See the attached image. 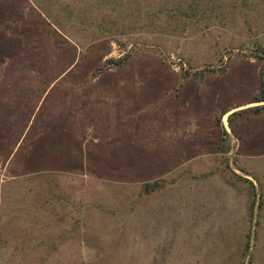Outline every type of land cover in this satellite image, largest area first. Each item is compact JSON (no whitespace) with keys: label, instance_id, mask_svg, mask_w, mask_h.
<instances>
[{"label":"rangeland","instance_id":"obj_1","mask_svg":"<svg viewBox=\"0 0 264 264\" xmlns=\"http://www.w3.org/2000/svg\"><path fill=\"white\" fill-rule=\"evenodd\" d=\"M58 1L65 36L0 0V264H264V114L227 123L264 105V0L175 34L139 29L146 0L117 43L98 33L111 4Z\"/></svg>","mask_w":264,"mask_h":264},{"label":"trees","instance_id":"obj_2","mask_svg":"<svg viewBox=\"0 0 264 264\" xmlns=\"http://www.w3.org/2000/svg\"><path fill=\"white\" fill-rule=\"evenodd\" d=\"M146 0H81L82 5H77L74 7H70L69 5H65L68 9V16L73 17L76 13L81 12L83 17L85 19L91 18L94 11H99L107 6L108 4H111L114 13H116V16L118 17H111L110 19L105 21V18H101L99 24H98V33L102 34V36L113 39L114 42H118L117 40L120 38V36H130L137 30V26H139V22L137 20L140 19V8L142 3ZM156 8L153 13L146 12L144 18H143V24L139 28L140 30H144L147 27H157L160 26L161 29H170V32L174 33L178 30L182 33L186 32H203L205 30H208L210 28V24L213 23L216 19H218L217 14L222 13L223 4L226 2V0H156ZM225 1V2H224ZM237 1H230L229 8L231 10L236 9V3ZM245 0H241L240 3L243 4ZM28 3L32 6V11L39 16L41 19V23L52 27L56 31L58 30L62 35L65 36V31L63 27H61V23L59 21H56V19L53 16L52 8L55 5L62 4L59 3L58 0H28ZM135 12L137 15L134 17L132 15V12ZM127 12H129V15L126 17H132L131 23L132 25H125L124 23H116L115 19L121 20L120 17H123ZM223 14V13H222ZM224 16V15H223ZM115 18V19H114ZM222 17L220 20H223ZM137 19V20H136ZM245 22L247 19H244ZM161 24H163L161 26ZM89 27H86L87 30L93 26L92 24L88 25ZM110 26V27H108ZM51 28V29H52ZM91 30V29H90ZM188 34V33H187ZM116 40V41H115ZM67 48L75 51L76 46L71 45L70 43H66ZM256 60L258 61H264V50H262V55H255ZM108 66H118L121 65V61L114 62V61H107L106 62ZM71 64V63H70ZM70 64L68 67H65L64 70L58 74L52 81L57 80L62 74H64L65 71H67L70 68ZM264 65L260 71L259 79L257 86L255 88V92L253 93V97L250 102V104H263L264 103ZM37 108L34 107L33 111ZM41 108H39L37 114ZM246 113H251L253 115H260L264 114V105L256 106L253 108L240 110L233 112L230 114L227 118V123L229 128L233 131L234 127L233 124L236 125L237 118H239L241 115H244ZM37 114L36 118H33V122L37 120ZM237 116L236 119L233 120V117ZM33 115H29L27 119V123L29 124L31 121V118ZM241 118V117H240ZM32 122V124H33ZM26 123V125H27ZM31 124V125H32ZM222 140V139H221ZM222 142V141H221ZM58 147V145H56ZM223 153H228V147L227 149H222ZM142 190L143 195H150L152 193L157 192L162 188L161 182L154 180L152 182H146L143 183L140 186ZM261 204L259 205V208H261ZM251 216V215H250ZM249 255V254H248ZM250 260H251V254H250ZM250 262V261H249Z\"/></svg>","mask_w":264,"mask_h":264},{"label":"crops","instance_id":"obj_3","mask_svg":"<svg viewBox=\"0 0 264 264\" xmlns=\"http://www.w3.org/2000/svg\"><path fill=\"white\" fill-rule=\"evenodd\" d=\"M37 109H38V108H37ZM235 109H236V108H235ZM231 110H233V109H230L228 112H230ZM228 112H227V113H228ZM33 117H34V116H33Z\"/></svg>","mask_w":264,"mask_h":264}]
</instances>
